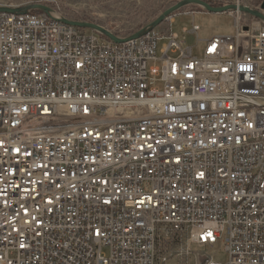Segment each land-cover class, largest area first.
Returning <instances> with one entry per match:
<instances>
[{"label":"built area","instance_id":"1","mask_svg":"<svg viewBox=\"0 0 264 264\" xmlns=\"http://www.w3.org/2000/svg\"><path fill=\"white\" fill-rule=\"evenodd\" d=\"M206 1L235 34L200 57L174 15L116 44L0 14V264H264L263 2Z\"/></svg>","mask_w":264,"mask_h":264},{"label":"rangeland","instance_id":"2","mask_svg":"<svg viewBox=\"0 0 264 264\" xmlns=\"http://www.w3.org/2000/svg\"><path fill=\"white\" fill-rule=\"evenodd\" d=\"M183 0H0V6L11 8L25 7L34 4L45 5L64 18L99 25L105 29L115 31L123 36H129L155 21L164 11ZM205 1V0H203ZM256 4L264 0H254ZM197 7H186L174 14L171 33L182 42V48H192L193 55L200 57L204 42L215 36H234V21L225 14H211L200 11ZM199 11L192 16L184 12ZM192 25L199 27L197 37L183 33L189 31ZM165 27L162 23L158 26ZM199 40V42L197 41ZM167 40L156 43V57L160 58V51ZM174 58L172 51L168 54ZM159 66V63L149 62L148 68ZM213 261L227 264L228 255L225 253L222 241L212 249L203 251ZM191 263L192 260L190 261Z\"/></svg>","mask_w":264,"mask_h":264},{"label":"water","instance_id":"3","mask_svg":"<svg viewBox=\"0 0 264 264\" xmlns=\"http://www.w3.org/2000/svg\"><path fill=\"white\" fill-rule=\"evenodd\" d=\"M186 7H197L201 9L203 12L206 13H211V14H226L228 12H233L235 11V8L232 6H225V7H214L211 6L209 3L203 0H183L180 1L179 3L175 4L174 6L170 7L166 11H164L155 21L150 23L149 25L145 26L144 28L140 29L138 32L129 35L128 37H125L123 39L117 38L113 36L108 30L105 28L92 24V23H86V22H76V21H71L66 18H64L62 15L56 13L54 10L51 8L45 6V5H40V4H34V5H29L25 7H16V8H11V7H6V6H0V14L5 13V14H28L30 12H39L42 14L47 15L48 17L52 18L53 20L60 22L64 25L67 26H72L80 29H87L93 32H96L108 40H110L113 43L119 44L123 43L128 40H134L138 39L154 29H156L158 26H160L167 18L170 16L174 15L176 12L186 8ZM261 10L264 11V1L261 5ZM239 12L247 14L259 22L264 24V15H262L260 12L248 9V8H240Z\"/></svg>","mask_w":264,"mask_h":264},{"label":"trees","instance_id":"4","mask_svg":"<svg viewBox=\"0 0 264 264\" xmlns=\"http://www.w3.org/2000/svg\"><path fill=\"white\" fill-rule=\"evenodd\" d=\"M206 1V0H205ZM207 3H209L210 5H214V4H212V3H210V2H208V1H206ZM200 11H202V10H200ZM199 12V11H198ZM35 13H37V12H35Z\"/></svg>","mask_w":264,"mask_h":264}]
</instances>
